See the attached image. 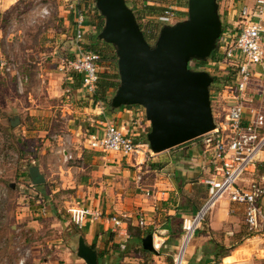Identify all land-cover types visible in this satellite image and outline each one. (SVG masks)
<instances>
[{"label": "crops", "instance_id": "obj_1", "mask_svg": "<svg viewBox=\"0 0 264 264\" xmlns=\"http://www.w3.org/2000/svg\"><path fill=\"white\" fill-rule=\"evenodd\" d=\"M77 1L82 3L83 0H0L1 13L22 9L29 10L28 12L33 10L32 17L23 19L25 24L29 25V22L37 24L38 21H41L40 25L43 28L39 30L40 34L38 36H40V39L37 41L48 47L47 55L34 53L35 61H31L32 66H25L28 70L22 75L25 74L30 79L37 78V80L43 81V84L25 87L22 93V97L25 99L23 102L29 110V114L34 116L32 121L37 122L38 119H41L40 121L44 123L48 118L54 117H51V115H54L50 111L52 105H58L61 109L59 119L63 121L61 124L65 128L63 131L60 130L59 134L54 133L52 135H48L45 130L35 131L37 138L40 139V146L31 166H35L41 176L42 183L39 188L45 191L50 198L58 197V193L65 194L64 203H69L71 206L82 205L100 214L97 219L85 217L81 225H75L79 232L78 236L74 235L72 228L74 224L69 220L70 217L67 215L66 220L62 219L59 222L61 225L58 229L62 237L53 246L52 259H47L43 263L84 264L75 255L77 238L81 237L85 245L92 246L96 254L101 253V251H97L103 249L107 244H112L116 236L125 240L127 226H137V222L136 225L131 223L134 211L137 212V220L140 217L143 221V227L137 228L150 231L153 235L155 233L162 235L159 244H163V247L175 248L176 244L171 241L172 237H169L170 232H173L176 225L173 224L172 220H167V217L179 215L178 205L171 203L173 202L172 198L176 196L172 173L174 171L180 172L181 175L186 174L187 178L195 176L200 167V160L194 158L198 149L195 148L193 143H190L159 154H152L144 142L149 124L145 121L138 107L118 108L110 112L102 102L84 99L80 85L73 80L72 74L58 72L61 61L70 59L76 52L72 34ZM156 1H164V6L171 3L169 0ZM235 1L231 0L226 5L227 8H225L223 14L224 23L222 21L224 25L223 32L237 33L240 27L239 12L242 8L250 10L254 5V0ZM86 3L89 11L87 12L88 17L82 36L83 44H87L88 38L94 35V27L100 21L93 11L91 0H86ZM152 3L154 4L155 0H148L147 4L151 5ZM178 3L180 4L176 3L175 5L180 11L175 13L176 17L177 14L182 16L183 11L185 12V0ZM237 3L240 4L238 5L239 9L234 12L232 7L236 6ZM41 8L47 11V15L43 18L38 17ZM11 22H9V25L12 26ZM15 34L19 36L18 31ZM9 36L12 38L14 35H5L0 30V42L6 40V43H9L7 41ZM22 38L23 35L17 37L20 41H22ZM20 48L22 52H26V56H29L25 47ZM43 57L46 61H50L48 65H42L41 58ZM17 69L16 72L20 74L22 70ZM258 72L264 75V71ZM25 75L22 76L25 79L24 83L28 80ZM60 80L61 82L57 83ZM260 85L261 80H255L254 78V88L251 87L253 89L249 90V96L252 95L255 99L247 106L255 108L264 115V99L260 94L261 90L258 89ZM33 88L36 92H40L41 98L35 99L37 95L33 94ZM112 94V91L109 90L106 99L110 101ZM35 105L42 108L39 111L31 109ZM105 124H113L122 131L132 133L135 141L142 143L139 148L143 155L139 153L125 158L114 153H100L87 149L86 140L88 136L100 134ZM64 153L70 154L72 160L64 161ZM262 153L264 155V151ZM247 173L250 177L244 178L243 175L241 187H244V182H248L250 179L254 180V176L257 174L254 167L250 168ZM259 177L263 179L262 176ZM28 180L31 183L29 178ZM31 186H33L32 183ZM227 200L224 196H221L210 206L207 232L196 234L193 241L185 248V257H183L185 264H256L255 260L247 259V252L243 244H240L225 256L212 257L209 240L226 247L228 237L227 235H221L223 232L221 230L228 226L231 207L235 210H242L243 214L241 205L234 203L230 205L231 203ZM111 216L119 219L121 222L119 228L113 227L108 221ZM58 217L61 219L60 216ZM32 226L34 227V223ZM191 232L190 229L186 240L190 237ZM153 237L155 236H152V242ZM173 237L176 238V234ZM48 256L50 257V253H47ZM101 261L102 258H100L98 264H102L103 261Z\"/></svg>", "mask_w": 264, "mask_h": 264}, {"label": "rangeland", "instance_id": "obj_2", "mask_svg": "<svg viewBox=\"0 0 264 264\" xmlns=\"http://www.w3.org/2000/svg\"><path fill=\"white\" fill-rule=\"evenodd\" d=\"M125 1L127 2L128 7L132 4V1L135 0ZM228 2H231V0L217 1V5L219 4V20L221 22L223 21V23V14L225 8H227L226 5ZM161 4L162 8L165 2L162 1ZM238 5L240 4L237 3L236 6L231 4V6H233L232 11H238ZM28 11L29 10L25 9L14 12L6 11L4 13H1L0 11V30H2L5 35H14L13 37L11 36L12 38H10V36L7 38L9 43H6V40H1L0 42V60L7 65H12L13 67V70H10L9 72H5L3 70L4 68L0 67V264H44L43 262H46L47 259L51 260L53 257V254L51 253L54 250L53 246L56 245L62 237L60 236L58 230L61 225L59 222L62 219H67L68 214L66 210L67 207L71 206L69 203H64V199L66 198L65 194L61 195L58 193V197L50 198L47 196L45 191L40 190L39 187L31 186L28 178L25 177L26 166L29 164L33 165L32 162L35 159L37 149L40 146V139L37 138V133H35V131L38 132L45 130L48 132V135H52L54 133L59 134L60 130H65L61 124L63 121L59 119L61 109L58 105H52L50 111L51 113H54L51 117H54L48 118L44 123L43 121H40L41 119H38L37 122L32 121L34 116L29 114V110L23 102L25 101L24 97H22L23 89H25V87L35 86L36 84L42 85L43 81L39 79L38 81L37 78L30 79L25 74L23 75L28 78L26 83L18 80V78L23 76L22 73L27 72L28 68L25 66H32L31 61H35V56H33L35 55L34 53H44L47 55L48 52V47L41 45L37 41L40 39V36H38V34H40L39 30L43 28L40 25L41 21H38L37 24L29 22V25L25 24V21H23L25 18L27 19L30 18V16L32 17L33 10L30 11L31 13ZM179 11L180 10L178 8L175 13ZM26 12L28 13L27 15ZM38 17L43 18L39 16V13ZM185 18L186 8L185 12L183 11L182 16L177 14L176 19L169 25L185 20ZM10 21H12V26L9 25ZM145 21L146 20L143 19L141 24L144 25L146 23ZM17 31L19 36L15 34ZM22 35V41L24 42L17 39V37ZM146 35H152V39L148 38L147 42L148 44H152L154 42V38L156 37V33H146ZM20 47H25L29 56H26V52H22ZM108 49L111 54L114 52L110 45ZM261 52L264 64V38L261 45ZM43 58H41L42 65H48L50 61H46L45 58ZM110 61V65H107L108 69L109 71L112 70L115 74L116 61ZM52 64L55 65L53 62ZM202 64L204 65H195L194 68H201L202 70L203 68L205 69L206 62L204 61ZM14 69L19 71L21 69V75ZM98 69L101 68L98 67ZM207 69V73L210 76L217 78L221 75L224 76L225 73V70L222 67L212 69L207 66ZM29 76H31V74H29ZM255 80L258 79L255 78ZM60 82L61 80L57 81V83ZM223 88L224 86L222 82L219 81L214 84L209 91V94L211 95V97L209 95L211 114L213 121L216 123L223 120L229 106V103L221 100L220 97L215 99L214 91L220 93ZM33 94L37 95L35 96V99L41 98L40 92H36L35 89ZM41 108V106L36 105L31 107V109H36L37 111ZM14 117H17L18 124L15 127H10L9 121ZM191 143L194 144L195 141ZM260 156L257 161L258 164L264 163L260 162L264 161V155L261 158ZM256 175L254 176V180L264 185V167L263 170L259 171ZM259 176H262L263 179ZM210 177L211 175H202V177L198 178L200 180V184L199 182H196V184L191 185L189 182H186L183 186V197L176 193V196L172 198L173 202L171 203H176L178 205L179 216L181 219L180 227H177L176 225V228L173 229V234H176V238L172 236L171 241L176 244L175 248L168 246L163 247L162 244L158 246L157 250H155V253L158 254L145 256L139 250L140 245L133 244L128 240H124L116 236V238L113 239L112 244H107L103 249L97 251L102 252V264H112L113 262L114 264H174V259L178 253V249L184 236L185 225L188 228L191 227V230L193 229L185 248L191 241H193L196 235L195 232H198V234H204L207 232L208 216L211 210V205L207 207L202 217H199L196 223L192 224V221L210 199L209 190L206 187L207 185L203 182ZM249 177L248 173L244 175V178ZM218 179V177L215 178V180ZM199 185H201V188ZM184 195H186L189 201L195 206V212H191L188 207H185ZM221 196H224L227 199L226 193ZM230 205L233 204L231 203ZM136 214L137 212L134 211L131 219V223L133 225H136L137 222ZM229 214L230 221L228 226L221 230L223 231L221 235H227L228 237L226 247L240 242V244H243L244 249L247 252V259L255 260L256 264H264V242L255 233L249 232L250 234H246L248 231L244 226L242 210H235V208L231 207ZM58 216H60L61 219ZM33 223L34 227L32 226ZM131 227L135 228L137 226ZM151 235H153V233H151ZM153 236H155L153 237V241L156 244H159L160 237L162 235L155 233ZM47 253H50V257H47ZM183 257H185V253Z\"/></svg>", "mask_w": 264, "mask_h": 264}, {"label": "built area", "instance_id": "obj_3", "mask_svg": "<svg viewBox=\"0 0 264 264\" xmlns=\"http://www.w3.org/2000/svg\"><path fill=\"white\" fill-rule=\"evenodd\" d=\"M169 1L171 3L162 7L159 14L154 17L161 26L169 25L176 19L175 11L178 7L175 4L182 0ZM253 4L252 9L242 8L239 12L240 27L237 33L222 32L220 34L214 51L205 60V69L194 68L195 65H204L199 61L189 62L188 68L193 71L207 72V66L212 69L222 67L225 70L224 75L230 77V82L224 86L222 92L214 91L215 99L220 97L221 100L229 103L223 120L219 123L213 121L214 129L196 138L194 143L201 147L207 162L213 166L211 178L203 181L210 194V199L203 208L209 207L226 193L230 203L243 207V222L247 230L257 234L264 242V185L249 180L244 182V187H241L243 175L255 166L260 154L264 151V115L255 108L247 106L255 99L252 95L249 96V90L254 88V78L261 80L258 89L261 90L260 94L264 99V75L258 72L264 71L261 52L264 38V0H254ZM88 11L89 7H84L77 1L72 34L76 52L70 59L61 61L59 71L77 76L85 99L91 101L90 97L94 94L98 81L97 70L100 57L83 46L82 36ZM46 15L47 11L41 8L39 16ZM0 67H3L5 72L13 70L12 65H7L2 60H0ZM18 80L25 81L23 77ZM140 112L143 114V111L140 110ZM141 144L135 141L132 133L122 131L113 124H105L100 134H91L86 140V147L91 151L114 153L125 158L139 153L143 155L139 148ZM71 160V155L64 153V161ZM217 177L219 180H215ZM66 212L76 226L81 225L85 217L97 219L100 216L82 205L68 207ZM197 217L198 215L194 217L192 224L198 221ZM108 221L115 228L121 226L117 217L111 216ZM137 227H143L140 217L137 220ZM159 245L153 241L154 250H157ZM181 246L182 242L174 264H185L184 250L181 252Z\"/></svg>", "mask_w": 264, "mask_h": 264}, {"label": "water", "instance_id": "obj_4", "mask_svg": "<svg viewBox=\"0 0 264 264\" xmlns=\"http://www.w3.org/2000/svg\"><path fill=\"white\" fill-rule=\"evenodd\" d=\"M218 0H186V18L160 27L148 44L125 0H93L103 24L97 39L110 45L116 59L118 85L109 106H136L149 130L145 141L152 154L190 142L214 129L209 101L213 78L188 68L204 62L221 34ZM18 124L17 117L9 121ZM32 185L42 183L35 166L27 169ZM209 205V204H208ZM142 250L155 253L152 235L140 240ZM75 255L84 264H97L96 253L77 238Z\"/></svg>", "mask_w": 264, "mask_h": 264}, {"label": "trees", "instance_id": "obj_5", "mask_svg": "<svg viewBox=\"0 0 264 264\" xmlns=\"http://www.w3.org/2000/svg\"><path fill=\"white\" fill-rule=\"evenodd\" d=\"M91 2H92L93 11L97 14V17L100 21L94 27L95 28L94 35L90 36L88 38V43L83 44V46L85 48L95 52L100 57L99 62H98L99 63L98 67H100L101 69L102 68H104V69H102V70L98 69L97 70L98 81L96 84L95 92L90 97V100L93 102H99V101L102 102L105 105V107L110 112H112L115 109H112L109 106V102H108L109 99L108 100L106 99V94L109 90H110V92L112 91V93L115 91V89L118 85V77H117V74L116 73L114 74V72L112 70L109 71L107 65H110L109 64L110 60L115 62L116 59H115L114 52L112 54L110 53V50L108 49L109 45H107V44L103 43L101 40L97 39V35H98V33L102 27L103 20H102V17L96 11V9L93 5V0H91ZM147 2H148V0H135V1H132V4H130V6H128L129 9L132 11L134 18H135V21L137 23V26H138L139 30L141 31L143 38L146 42H148V38L152 39V37H151L152 35L147 36L146 33H149V34L150 33H153V34L156 33V37H157L158 31H159L161 25L158 24L154 20V17L156 15H158L162 9L161 8V6H162L161 2H159V1L155 0V3L154 4L152 3L151 5L147 4ZM82 4L84 5V7H86V4H87L86 0H83ZM125 4L127 5L126 1H125ZM184 7L186 8V5H184ZM143 19L146 20L145 21L146 23L144 25L141 24V21ZM154 28H155V30H154ZM223 29H224V25L221 22V33L223 32ZM156 37L154 38L153 41H155ZM71 76L74 78L73 80H75L79 83L77 76H74V75H71ZM212 78H213V81H212V84L208 88L209 91L211 90V87L219 81L222 82L223 86H225L226 84H228L230 82L229 75L220 76L219 78L212 76ZM82 93H83V91H82ZM84 99H85V97H84ZM86 100H88V99H86ZM120 108H130V106H122ZM138 108H140V107H138ZM195 140L196 139H194L190 142L184 143L182 145H179L175 148L183 147L187 144H190L191 142H193ZM144 142H145V144H147L146 141H144ZM194 146L196 149H198V152H200V153L197 152V154L194 156V158H197V160L198 159L200 160L199 161L200 167L198 169L197 174H195V176H193V177L190 176L189 178H187L186 174L181 175L180 172H175V171H174V173H172V180H173L174 185H175L176 193L181 195V196L184 194L183 186L186 182H189L193 185V183L196 184V182H198V180H199L198 178L202 177V175H211L212 174V167L213 166L209 162H207L206 155L202 152L201 147L198 145H195V144H194ZM175 148H172V149H175ZM30 166H31L30 164L27 165L26 169H25L26 170L25 174H26L27 178H29L28 173H27V169ZM263 167H264V163L255 164V166H254L255 172L259 173V171L263 170ZM193 180H194V182H193ZM199 184H200V182H199ZM34 186L41 187V184L33 185V187ZM199 187L201 188V185H199ZM184 203H185V207H188V209L191 212L196 211L195 206L189 201V199L186 195H184ZM167 220L168 221L172 220L174 222L173 224L177 225V227H180V220L181 219H180L179 215L176 214L175 216L173 215L171 217H167ZM72 228H73L74 235L78 236L79 232H78L77 227L75 225H72ZM246 230H247V228H246ZM147 234H151V232L150 231H143L142 229H139L137 227L133 228L129 225V226H127L125 240H128V241L132 242L133 244L140 245V240ZM195 234H198V232H195ZM246 234L247 235L250 234L249 231ZM173 235H174L173 232L172 233L170 232L169 238H171ZM169 242H170V240H169ZM208 242H209V245L211 248L212 257H214V258L218 257V256H225L229 252H231L234 248H236L237 246L240 245V242H239L236 244L229 245L228 247H224V246H221V245L214 243L211 240H209ZM90 248L93 249L92 246ZM139 250L145 256H151L154 254H158V253H150V252L144 251V250H142L141 246H140ZM207 254H210V253H207ZM100 258H102V252L96 254L97 264H98Z\"/></svg>", "mask_w": 264, "mask_h": 264}, {"label": "bare ground", "instance_id": "obj_6", "mask_svg": "<svg viewBox=\"0 0 264 264\" xmlns=\"http://www.w3.org/2000/svg\"><path fill=\"white\" fill-rule=\"evenodd\" d=\"M262 154H263V153H262ZM262 154H261V155H262ZM204 209L206 210L207 208L204 207V208H202V209L200 210V212L197 214V215H198L197 219H198L199 217H200V218L202 217L203 214L201 215V213L203 212ZM204 212H205V211H204ZM200 215H201V216H200ZM197 219H196V220H197ZM193 224H194V223H193ZM192 226H193V225H192ZM193 227H194V226H193ZM184 228H185V234H184L183 239H182L181 252L184 250L185 244L187 243V241H188V239H189V238H188V239L186 240V236L188 235V232H189V230L191 229V227L188 228V227H186V225H185ZM192 230H193V229H192Z\"/></svg>", "mask_w": 264, "mask_h": 264}]
</instances>
